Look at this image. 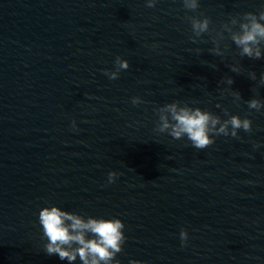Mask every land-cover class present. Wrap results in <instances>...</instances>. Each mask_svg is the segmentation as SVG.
Instances as JSON below:
<instances>
[{
    "label": "clouds",
    "instance_id": "clouds-1",
    "mask_svg": "<svg viewBox=\"0 0 264 264\" xmlns=\"http://www.w3.org/2000/svg\"><path fill=\"white\" fill-rule=\"evenodd\" d=\"M148 8H154L158 0H145ZM186 11L195 12L199 8V0H182ZM190 24L193 35L190 37L196 43L203 34L210 32L211 19L207 16L186 17ZM228 33L231 41L240 50L241 57H248L253 60L264 59V8L259 12H246L233 16L229 22L222 25V30L213 37L215 45L209 51L223 57L227 51V45L221 49L220 42L225 39L224 33ZM199 53L200 49H196ZM130 67L129 62L117 57L115 60V70H103V74L110 80L119 78L123 70ZM216 68L215 64L209 65ZM230 70L239 74L241 68L233 64ZM249 78L256 81L257 75L254 71L249 72ZM260 84L264 85V73L260 75ZM228 85H232V77L226 79ZM225 91H228L225 89ZM236 100H240L241 94L233 92ZM133 105L142 103L140 97L132 98ZM249 109L260 111L264 109V102L258 99L247 101ZM219 107V105H217ZM158 120L154 131L157 133H167L175 140L187 138L196 149H205L215 143L218 136L232 137L239 139L238 130L246 133L252 132V121L248 118L241 119L238 115H230L224 110L227 119L210 111L202 110L199 107H190L187 103L183 105L174 101L155 109ZM72 128L76 130V122L72 121ZM260 145L254 144V148ZM118 173L110 171L108 173L109 184L115 183ZM39 224L42 227L43 238L46 239L44 251L47 255H58L60 260H67L68 264H74L79 258L81 264H120L116 259L117 255L123 251V245L127 237L124 234L125 224L119 218H97L62 210L58 206L43 207L38 216ZM182 246L188 242V232L181 229L179 233ZM129 264H141L140 261L130 260Z\"/></svg>",
    "mask_w": 264,
    "mask_h": 264
}]
</instances>
